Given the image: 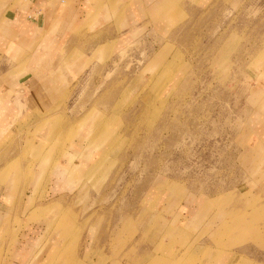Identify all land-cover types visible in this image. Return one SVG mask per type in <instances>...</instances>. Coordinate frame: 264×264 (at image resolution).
Wrapping results in <instances>:
<instances>
[{
	"label": "rangeland",
	"instance_id": "1",
	"mask_svg": "<svg viewBox=\"0 0 264 264\" xmlns=\"http://www.w3.org/2000/svg\"><path fill=\"white\" fill-rule=\"evenodd\" d=\"M163 4L170 11L162 24L148 16L138 43L121 53L111 48L80 73L58 108L68 119L53 134L59 145L24 140L9 164L8 150L0 151V185L12 182L14 199L29 181H39L25 196V212L15 206L14 216L23 215L15 224L42 221L53 234L68 231L63 246L78 242L85 264H200L204 256L185 257L198 240L217 247L211 252L218 264L230 258L264 264V0ZM137 71L138 99L126 90ZM86 120L90 135L108 130L106 154L91 171H70L72 186L63 193L45 196L38 188ZM56 126L44 122L36 129L52 136ZM181 205L198 207L187 227ZM9 217L0 241L8 238L7 226L15 227ZM237 252L253 261L233 257ZM68 255L64 248L48 264L81 256Z\"/></svg>",
	"mask_w": 264,
	"mask_h": 264
},
{
	"label": "crops",
	"instance_id": "2",
	"mask_svg": "<svg viewBox=\"0 0 264 264\" xmlns=\"http://www.w3.org/2000/svg\"><path fill=\"white\" fill-rule=\"evenodd\" d=\"M169 11L168 7H164L163 0H7L0 5V151L8 150L5 152L6 163L22 153L20 146L24 140H35L38 147L41 144L47 146V140H51L52 145H59L60 136L53 137V134L61 133L68 119L65 120L58 108L73 90L80 73L93 62L106 59L111 48L121 53L126 45L138 43V27L143 25L142 21L150 20V15L154 20L160 17L158 24H154L158 26ZM128 29H133L136 36L132 37V30ZM134 76L133 86L126 90L135 93L138 99V71ZM98 119L94 128L101 124ZM44 122L45 126L57 125L51 131L52 136L46 129H36ZM84 124L91 123L86 120L82 131L72 136L55 161L51 177L39 185L38 190L45 192V196L63 193L72 186V181L68 179L70 171L74 168V173L91 171L106 154V143L102 141L108 138V130L104 126L97 135H90V129ZM37 178L20 188L16 199L11 193L12 182L0 185V226L7 215L14 224L22 220L23 215L14 216L18 215L15 206L22 205L20 213L25 212L23 205L28 201L30 203L25 196L30 198L34 193L39 184ZM28 188L30 194L26 195ZM12 205L11 209L15 212L11 214L8 207ZM181 207L186 211L183 215H176L187 227L194 217L191 212L198 207H191L190 211H187L186 205ZM31 209L34 210V207ZM6 230L7 240L0 241L3 258L0 264H48L50 259L63 253L64 248L68 250L69 260L72 255V259L75 258L76 253L81 255L71 264H85L82 261L85 251L79 248L78 242L72 241L71 247L63 246L64 239L68 240L63 235L68 231L60 229L53 234L49 224L42 221L26 223L20 229L15 224L13 228L7 226ZM13 230L16 231L15 236L12 235ZM215 248L198 240L188 247L185 257L204 256L198 263L218 264L212 259L211 251ZM201 252L204 253L200 255ZM232 255L253 261L246 254L237 252ZM233 259L223 264H233ZM109 263L127 264L124 260ZM238 263L242 264V261Z\"/></svg>",
	"mask_w": 264,
	"mask_h": 264
},
{
	"label": "bare ground",
	"instance_id": "3",
	"mask_svg": "<svg viewBox=\"0 0 264 264\" xmlns=\"http://www.w3.org/2000/svg\"><path fill=\"white\" fill-rule=\"evenodd\" d=\"M165 6V5H164ZM223 33V32H222ZM213 59V58H212ZM192 102V101H191ZM235 111V110H234ZM236 112V111H235ZM253 118V117H252ZM173 119V118H172ZM172 121V120H171ZM170 122V121H169ZM168 125V124H167ZM168 126H170V124L168 125ZM167 128H169V127H167ZM166 128V129H167ZM172 128H173V126H172ZM168 130V129H167ZM171 131H172V129H171ZM189 132V131H188ZM175 138V137H174ZM90 141V140H89ZM194 149V148H193ZM188 156V155H187ZM192 161V160H191ZM217 161V160H216ZM212 165V164H211ZM200 181V180H199ZM208 182V181H207Z\"/></svg>",
	"mask_w": 264,
	"mask_h": 264
}]
</instances>
